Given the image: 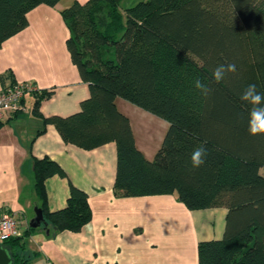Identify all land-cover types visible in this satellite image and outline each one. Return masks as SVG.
I'll use <instances>...</instances> for the list:
<instances>
[{
	"label": "trees",
	"instance_id": "1",
	"mask_svg": "<svg viewBox=\"0 0 264 264\" xmlns=\"http://www.w3.org/2000/svg\"><path fill=\"white\" fill-rule=\"evenodd\" d=\"M60 1L0 0V47L26 28L31 9ZM121 2L75 0L62 9L67 48L90 96L76 113L43 116L40 100L52 94L44 89L34 113L68 143L92 149L116 142L118 197L176 194L190 209L227 208L224 236L198 243V264H264V134H249L250 105L240 99L249 84L264 93V0H140L125 8ZM230 63L236 71L214 81L213 69ZM197 79L209 85V95L195 88ZM117 97L170 123L152 160L138 148ZM198 145L209 155L193 168ZM33 171L46 227L80 231L92 218L88 193L71 182L67 205L51 211L45 180L67 173L48 157L34 158ZM18 241L1 244L14 264H26L13 251Z\"/></svg>",
	"mask_w": 264,
	"mask_h": 264
},
{
	"label": "crops",
	"instance_id": "2",
	"mask_svg": "<svg viewBox=\"0 0 264 264\" xmlns=\"http://www.w3.org/2000/svg\"><path fill=\"white\" fill-rule=\"evenodd\" d=\"M74 1L34 7L26 28L0 47V90L16 82L35 87L25 95L22 111L0 119V210L7 208L19 220L20 244L13 251L26 257V264H198V243L224 236L227 208L190 209L176 194L118 197L116 142L92 149L68 143L55 125L34 113L44 89L52 94L40 100L43 116L76 113L90 96L68 51L69 29L61 14ZM115 102L129 117L138 148L152 160L170 123L121 97ZM44 157L67 173L45 180L51 211L67 205L71 182L88 193L92 218L80 231L51 225L30 229L40 206L33 161Z\"/></svg>",
	"mask_w": 264,
	"mask_h": 264
},
{
	"label": "clouds",
	"instance_id": "3",
	"mask_svg": "<svg viewBox=\"0 0 264 264\" xmlns=\"http://www.w3.org/2000/svg\"><path fill=\"white\" fill-rule=\"evenodd\" d=\"M235 71L236 65L234 63L218 65L213 69L212 79L220 82L225 79L228 73H234ZM194 83L195 88L201 95H209L211 89L207 83L200 79L195 80ZM240 99L250 105L247 115L249 134L252 136L264 134V93L258 91L255 84H249L241 93ZM208 155L209 152L204 145L196 146L190 154L192 167H201Z\"/></svg>",
	"mask_w": 264,
	"mask_h": 264
},
{
	"label": "built area",
	"instance_id": "4",
	"mask_svg": "<svg viewBox=\"0 0 264 264\" xmlns=\"http://www.w3.org/2000/svg\"><path fill=\"white\" fill-rule=\"evenodd\" d=\"M35 87L28 82H16L0 90V119L8 113H17L24 109L25 95ZM19 220L15 213L7 208L0 210V243L17 235Z\"/></svg>",
	"mask_w": 264,
	"mask_h": 264
},
{
	"label": "water",
	"instance_id": "5",
	"mask_svg": "<svg viewBox=\"0 0 264 264\" xmlns=\"http://www.w3.org/2000/svg\"><path fill=\"white\" fill-rule=\"evenodd\" d=\"M35 213L36 216L31 220L30 226L33 228L39 227L42 224L47 226L46 221H44L42 209L36 207ZM0 264H14V258L10 253V250L1 243H0Z\"/></svg>",
	"mask_w": 264,
	"mask_h": 264
},
{
	"label": "rangeland",
	"instance_id": "6",
	"mask_svg": "<svg viewBox=\"0 0 264 264\" xmlns=\"http://www.w3.org/2000/svg\"><path fill=\"white\" fill-rule=\"evenodd\" d=\"M138 1H140V0H122V2H121V5H122V7H124L125 5L126 6H128V5H130V4H135V3H137ZM127 101V100H126ZM128 103H131V102H129V101H127ZM132 104V103H131Z\"/></svg>",
	"mask_w": 264,
	"mask_h": 264
}]
</instances>
